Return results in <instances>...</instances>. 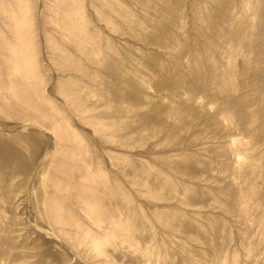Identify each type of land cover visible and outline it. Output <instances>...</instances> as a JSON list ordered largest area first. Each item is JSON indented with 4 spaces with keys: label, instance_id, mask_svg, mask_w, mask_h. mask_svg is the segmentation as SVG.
Wrapping results in <instances>:
<instances>
[{
    "label": "rangeland",
    "instance_id": "1",
    "mask_svg": "<svg viewBox=\"0 0 264 264\" xmlns=\"http://www.w3.org/2000/svg\"><path fill=\"white\" fill-rule=\"evenodd\" d=\"M0 264H264V0H0Z\"/></svg>",
    "mask_w": 264,
    "mask_h": 264
}]
</instances>
